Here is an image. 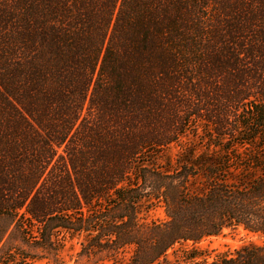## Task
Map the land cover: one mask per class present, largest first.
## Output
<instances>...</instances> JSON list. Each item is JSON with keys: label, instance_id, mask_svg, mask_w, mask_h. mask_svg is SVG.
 <instances>
[{"label": "trees", "instance_id": "16d2710c", "mask_svg": "<svg viewBox=\"0 0 264 264\" xmlns=\"http://www.w3.org/2000/svg\"><path fill=\"white\" fill-rule=\"evenodd\" d=\"M228 229L264 237V0H0V264H264L203 258Z\"/></svg>", "mask_w": 264, "mask_h": 264}, {"label": "rangeland", "instance_id": "374dc122", "mask_svg": "<svg viewBox=\"0 0 264 264\" xmlns=\"http://www.w3.org/2000/svg\"><path fill=\"white\" fill-rule=\"evenodd\" d=\"M174 152H176L174 150ZM148 221L164 222L167 219L164 208L161 205H154L151 209L142 215ZM249 243L263 244L264 237L248 234L242 229L225 230L218 236L206 238L196 244L197 248L202 252V257L207 260H213L216 256L224 253H231L234 250L247 245ZM191 245V244H189ZM79 245L77 240L69 242L65 249L61 252L64 264H85V262L77 256L79 252ZM173 251L169 255L172 259ZM40 264H47L41 262Z\"/></svg>", "mask_w": 264, "mask_h": 264}]
</instances>
